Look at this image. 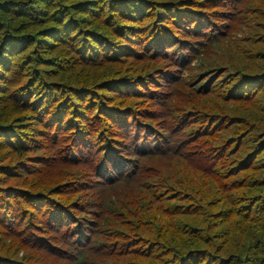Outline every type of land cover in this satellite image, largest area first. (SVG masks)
<instances>
[{"label":"trees","instance_id":"obj_1","mask_svg":"<svg viewBox=\"0 0 264 264\" xmlns=\"http://www.w3.org/2000/svg\"><path fill=\"white\" fill-rule=\"evenodd\" d=\"M0 264H264V0H0Z\"/></svg>","mask_w":264,"mask_h":264}]
</instances>
